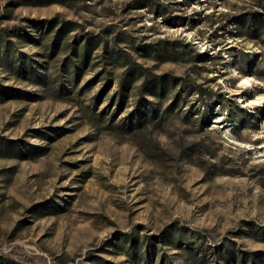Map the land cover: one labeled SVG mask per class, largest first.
I'll use <instances>...</instances> for the list:
<instances>
[{
  "label": "rangeland",
  "instance_id": "rangeland-1",
  "mask_svg": "<svg viewBox=\"0 0 264 264\" xmlns=\"http://www.w3.org/2000/svg\"><path fill=\"white\" fill-rule=\"evenodd\" d=\"M218 244L264 264V0H0V264Z\"/></svg>",
  "mask_w": 264,
  "mask_h": 264
},
{
  "label": "trees",
  "instance_id": "trees-1",
  "mask_svg": "<svg viewBox=\"0 0 264 264\" xmlns=\"http://www.w3.org/2000/svg\"><path fill=\"white\" fill-rule=\"evenodd\" d=\"M147 87H149V84L148 83H146V86H145L146 90H147ZM150 90L151 89H148L147 91H150ZM142 100L146 101L149 104L152 103L151 100H147L145 97H143ZM152 110H153V112L156 111L154 109H152ZM139 112H140L139 109H137V111L134 112L135 115L137 113V123H141L142 121H145V122L148 121V119H147L148 116L147 115L141 116V114H138ZM132 123H134V121H132L130 119V124H132ZM142 123L141 124H138V125H142ZM175 232H176V230L174 228H172V229L170 228L166 234L167 235H172ZM164 237H166V236H164ZM130 245H131V247H133L134 246V243L132 242V243H130ZM153 246H154V244L152 242H150V241L149 242L148 241L145 242L146 251H145L144 256L143 255L142 256L144 257L145 261H147V262L150 259H152V257L150 256V253H153L154 252ZM211 247H213L212 248V251H211L212 255L217 256V258L224 259L228 263H237V259H238V257H240L237 254V252H235L229 245L218 244L216 246H211ZM136 250H138L137 247H136L135 251ZM240 258H241V264H245V261H247V259H248L246 257V255H242ZM183 263L184 264H196L195 261H191L189 258H184ZM217 264H220V263H217Z\"/></svg>",
  "mask_w": 264,
  "mask_h": 264
}]
</instances>
